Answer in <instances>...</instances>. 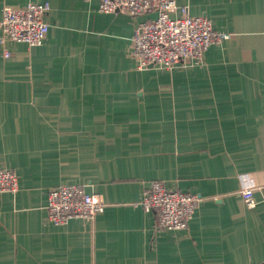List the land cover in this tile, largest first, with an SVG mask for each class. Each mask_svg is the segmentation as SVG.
<instances>
[{"label": "crops", "instance_id": "obj_1", "mask_svg": "<svg viewBox=\"0 0 264 264\" xmlns=\"http://www.w3.org/2000/svg\"><path fill=\"white\" fill-rule=\"evenodd\" d=\"M36 0H0L18 6ZM48 1L37 47L0 46V264H256L264 260V0H177L230 37L202 64L138 70L127 14L99 0ZM1 33V32H0ZM205 200L185 229L137 204L151 180ZM106 201L55 225L50 188ZM253 185L247 207L239 190Z\"/></svg>", "mask_w": 264, "mask_h": 264}, {"label": "built area", "instance_id": "obj_2", "mask_svg": "<svg viewBox=\"0 0 264 264\" xmlns=\"http://www.w3.org/2000/svg\"><path fill=\"white\" fill-rule=\"evenodd\" d=\"M49 9L48 1L38 0L18 6L2 5L0 46L4 56L10 55L7 43L22 42L28 47H37L44 41L49 31L45 19ZM97 10L124 13L133 18L153 15L136 20L133 25L131 56L138 70L149 67L170 70L202 64L210 45L226 40L231 34L214 29L205 15L191 14L188 4H178L177 0H99ZM18 188L16 171L0 167V192H16ZM253 190V185L239 190L248 208L256 203ZM204 200L198 192L173 188L155 179L142 189L137 204L153 213L158 229L180 230L188 226L194 210ZM46 202V217L55 225L76 217L94 220L107 206L105 200L77 183H61L50 188ZM256 264H264V260Z\"/></svg>", "mask_w": 264, "mask_h": 264}]
</instances>
